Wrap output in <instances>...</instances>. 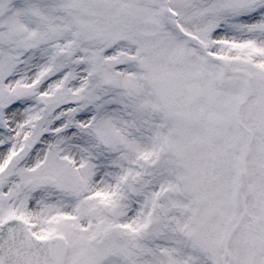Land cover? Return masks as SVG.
<instances>
[{
	"label": "snow or ice",
	"instance_id": "obj_1",
	"mask_svg": "<svg viewBox=\"0 0 264 264\" xmlns=\"http://www.w3.org/2000/svg\"><path fill=\"white\" fill-rule=\"evenodd\" d=\"M0 264H264V0H0Z\"/></svg>",
	"mask_w": 264,
	"mask_h": 264
}]
</instances>
